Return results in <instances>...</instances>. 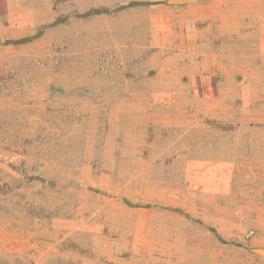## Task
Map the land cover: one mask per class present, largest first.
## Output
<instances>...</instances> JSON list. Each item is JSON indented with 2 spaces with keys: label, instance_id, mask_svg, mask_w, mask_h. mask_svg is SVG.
<instances>
[{
  "label": "rangeland",
  "instance_id": "374dc122",
  "mask_svg": "<svg viewBox=\"0 0 264 264\" xmlns=\"http://www.w3.org/2000/svg\"><path fill=\"white\" fill-rule=\"evenodd\" d=\"M214 3L0 0V264H264V206H162L226 185L178 143L228 109L217 44L264 50L253 16L228 31ZM243 100L245 119H264V95ZM253 167L234 182L264 196Z\"/></svg>",
  "mask_w": 264,
  "mask_h": 264
},
{
  "label": "crops",
  "instance_id": "0c3cea01",
  "mask_svg": "<svg viewBox=\"0 0 264 264\" xmlns=\"http://www.w3.org/2000/svg\"><path fill=\"white\" fill-rule=\"evenodd\" d=\"M250 2L252 3L253 0H216V3L212 5L216 9L214 17L216 16L217 24L223 22L226 11L228 13L225 15L228 19L226 28L228 31L234 29L246 32L250 16H253L251 22L254 25L259 28L264 27V12L252 10L249 6ZM255 47L252 41L241 38L229 41L227 45L217 44V50L212 53V57L218 63L226 61L225 77L235 81L234 86L224 90L225 93L219 90V94L231 97L228 100V109L223 118H216L221 121L206 118L196 124L194 135L180 137L178 142L179 152H185L184 159L196 161L191 163L192 167H206V170L209 171L220 170L221 179L219 180L226 185L202 184L184 190L179 189L165 196L162 206L168 208H227L233 209L232 215H234V209L237 206L250 208L264 206V196L259 193L263 189L254 190L251 188L249 191L246 187L238 189L240 187L236 186L234 182L235 176L253 174L255 161H264V119L255 118L248 121L245 116L241 115V106L243 107V103L246 102L243 100V96L264 95L262 84L264 71H261L264 50ZM223 70L224 68H220L218 71ZM238 81L240 82L238 83ZM246 81H256V84H248ZM213 117L215 118V116ZM174 143L176 144V142ZM247 161H252V163L247 166ZM241 191L245 203L249 201L248 204L239 205L237 203L236 192Z\"/></svg>",
  "mask_w": 264,
  "mask_h": 264
}]
</instances>
